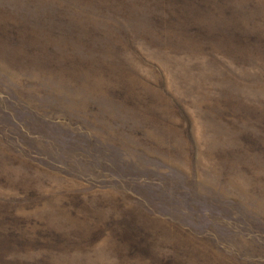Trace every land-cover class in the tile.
<instances>
[{"label":"rangeland","instance_id":"obj_1","mask_svg":"<svg viewBox=\"0 0 264 264\" xmlns=\"http://www.w3.org/2000/svg\"><path fill=\"white\" fill-rule=\"evenodd\" d=\"M0 264H264V0H0Z\"/></svg>","mask_w":264,"mask_h":264}]
</instances>
